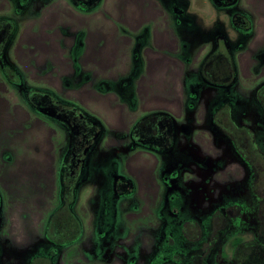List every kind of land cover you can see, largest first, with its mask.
I'll return each instance as SVG.
<instances>
[{
  "label": "rangeland",
  "instance_id": "obj_1",
  "mask_svg": "<svg viewBox=\"0 0 264 264\" xmlns=\"http://www.w3.org/2000/svg\"><path fill=\"white\" fill-rule=\"evenodd\" d=\"M5 28L11 34L0 50V214L31 213L34 225H0V264H27L51 247L43 224L60 198L70 141L65 112L72 108L96 120L100 134L74 203L81 235L56 248L53 264H149L169 251L175 255L168 264H187L185 256L193 264H264L263 245L252 255L247 243L257 239V225H216L220 208L236 201L250 209L253 202L246 164L209 118L219 100H231L235 120L253 128L264 151V115L255 99L264 84V0H99L89 9L73 0H0V33ZM212 52L230 53L234 83L202 84L190 108L189 91ZM154 112L174 117L177 148L159 153L133 144V127ZM152 129L145 126L140 141L151 142ZM173 166L182 217L206 223L191 239L179 233L181 218L167 212L163 176ZM109 169L122 188L129 181L132 193L107 216L114 225H95ZM170 228L174 246L164 244ZM238 236L245 242L233 248Z\"/></svg>",
  "mask_w": 264,
  "mask_h": 264
},
{
  "label": "trees",
  "instance_id": "obj_2",
  "mask_svg": "<svg viewBox=\"0 0 264 264\" xmlns=\"http://www.w3.org/2000/svg\"><path fill=\"white\" fill-rule=\"evenodd\" d=\"M73 1L82 9L92 8L99 2V0ZM6 24H8V22ZM10 32L11 31H9L8 28H5L4 33L1 30L0 45L2 44V46L0 50L6 45L11 34ZM5 33L7 34L3 35ZM218 38H222L225 42V38H223L222 35H217L216 39ZM225 46L227 48L226 42ZM0 54H2V51H0ZM198 71L201 81L196 82L193 89L189 91L188 106L190 108L194 106L193 104L195 103L197 95L196 90L200 88L202 84L207 83L211 86L227 88L232 86L235 80V67L230 53H210ZM255 99L259 106L264 109V84H261L255 90ZM231 110L232 105L230 100H224L212 108V112L209 117L210 121L216 129L222 132L229 139L235 152H237L246 162L250 161V164L254 165L256 169L255 174H258L261 167L264 166V155L261 150L257 148L254 143V139L250 136V132L233 120ZM65 113L69 114H67V120L70 126L75 125L72 119L75 116H78L85 121L88 126V130L92 133L91 135L94 136V138L99 136L100 125L96 120L84 116L76 108H72L69 112ZM147 125H152V127L155 128L152 129V140L149 143L142 140L140 141L138 137L141 130ZM175 128L176 121L173 116L164 112H154L138 121L133 127L130 135L132 142L135 145H142L157 152H168L173 149L175 144ZM79 137H75V141L71 146L70 153L63 167L61 191L62 202L60 206L50 215L48 223L45 226V238L55 246L67 245L72 241H75L81 234V225H78L77 219L70 210V205L74 195V186L77 182L78 168L80 169L82 167L85 159L84 149H80L78 147V141H76ZM93 141L94 140L92 139L91 143ZM91 146L92 145H90V147ZM90 147L87 150L85 149L86 152H88ZM257 165L259 167H257ZM256 183L261 186L263 185L261 176L256 178ZM238 242L239 239L235 240V244ZM32 264H50V262L48 259H40L36 257L33 258Z\"/></svg>",
  "mask_w": 264,
  "mask_h": 264
},
{
  "label": "flooded vegetation",
  "instance_id": "obj_3",
  "mask_svg": "<svg viewBox=\"0 0 264 264\" xmlns=\"http://www.w3.org/2000/svg\"><path fill=\"white\" fill-rule=\"evenodd\" d=\"M235 1L236 0H214V2L216 4L225 5V6L233 5L235 3ZM225 42H224V44H225ZM223 101H224V98L219 100L218 103H216L215 105H218L219 103H221ZM230 102L232 105L231 115H232L233 120L238 125L242 126L243 128H246L250 132V136L252 137V139H254V143L256 144L257 148H259L261 150L262 154L264 155V151L258 146V143L256 141L257 136H256V133L253 130V128L247 124L240 123V122H237L235 120L234 110L237 111L236 105L231 100H230ZM262 113L264 115V109H262ZM84 116H86V115H84ZM86 117H89V116H86ZM72 121L75 123L74 126H70L68 120L66 122V126L69 130V133H70V141H69V149H68V153H67V156L65 158V161H66V159L70 153L71 146L75 141V137L77 138L80 136L76 141H78V144H79L78 147L80 149H84L85 159L83 161L82 167L80 169L78 168L77 182L74 186V195H73V199H72V202L70 205V210L73 213V215L75 216V218L77 219L78 225H82V222H80L79 217L77 216V214L74 211V203L76 200V194L78 191V186L84 179H86L88 160H89V157L91 156V153L94 151L95 143H96L99 136L97 138H94V136L91 135L92 133L88 130V126L86 125L85 121L82 120V118L75 116L72 119ZM211 124H212V122H211ZM212 127L216 130V132L219 135L223 136L229 142L231 149H232L233 153L235 154V156H237L244 164H246L248 171H249V178H248V183H247V188H246V196L248 197V199L251 198L252 202H253V205H252V207H250V209H246L242 204L237 203L236 201L231 202L230 203L231 205L229 204L228 207L220 208L218 211V214L215 216V217H217V216L219 217L216 221V225H229V224L231 225V223L235 222L237 219H239V220L247 219L248 224L257 225V239L254 241H251V242H247L249 245L253 246V248H252V255H253L256 251L254 249V247L256 245L261 244V245H263V248H264V166L261 167V170H260V172H258V174H255L256 169H255L254 165H251L250 161L246 162L244 159H242L240 157V155L237 152H235V150H234L233 146L231 145L229 139L222 132H220L218 129H216L213 126V124H212ZM73 135H75V136H73ZM92 139L94 141L91 143ZM90 145H92V146L90 147ZM89 147H90V149L88 150V152H86V150ZM159 153H163V152H159ZM64 164H65V162H64ZM64 164H63V167H64ZM257 167H259V166L257 165ZM177 170H179V169L173 166L172 168L167 170V172L169 174H164V176H163L165 178L166 189H168L167 192L165 190V192H166L165 193V200L168 203V209H167L168 211L167 212H170L171 215L177 217L178 219L181 218V220L178 223L179 225H181V227L179 229V233H180V235L183 234L184 236L191 239V235L195 234L198 230L197 226L198 225H205L206 223H202V222L200 223L197 221L196 218L190 217V216L187 217V215L185 217H182L180 211L182 208L181 200L183 198V193L180 191V189L178 187H174V185H173L175 178L177 177V175H179ZM62 171H63V168H62ZM108 172H109L108 174L112 173L111 175H109V178H108L109 184L106 185L107 187L105 186V191L103 190V192L99 193L97 196V199H99V202H98V208H95L96 209L95 215L100 218V221H98V222L96 221L95 225H114L112 219L109 220L111 214L114 211V208H115V211L117 212V209L119 207V204L121 203V200L124 199L125 197L129 196L132 193V186L129 183V181H126L127 182V183H125L126 189H124L118 184L119 177L116 176L117 172H115L114 170H110V169L108 170ZM260 176H261V179L263 180L262 186L260 184L256 183V178H258ZM258 182H259V179H258ZM61 191H62V175H61L60 198H59L58 204L55 206V208L53 210H51V213L48 216V219L45 223V226L48 223L50 215L54 212L55 209H57L60 206V204L62 202ZM242 195H244V193L240 194L239 198H241ZM116 212H115V214H116ZM109 214H110V216L107 219V216ZM250 214L254 215V216L252 215L253 218H251ZM213 219L216 220V218H213ZM208 223H210V222H208ZM211 223H212V220H211ZM115 225H117L116 222H115ZM168 225H173V223L170 222ZM166 235L168 236V238L166 239L164 244L166 246H168L169 242H170L171 245H173V243H172L173 239L172 238H174V237H173V233H172L171 228H170V231H168V233ZM219 235H221V232ZM43 237L51 245V247L48 249V251L46 253H38V254H33L32 256H30V258L26 262L27 264H32L33 258H36V257H38L40 259L41 258L48 259L50 264H53L54 257L56 254V248L61 247V246H55L52 243H50L45 238V234L43 235ZM238 239H239V242L237 244H235V240H238ZM243 241L245 242V240H243V238L241 236L235 237L232 241V244L234 246L233 248H235L238 245L243 244L244 243ZM174 255L175 254H173V251L165 252V254L156 255V257H153L149 261V264H168L174 260ZM1 256H2V254H1V249H0V259H1ZM185 258H186L185 260H186L187 264H193L192 260L189 259L190 258L189 256L188 257L185 256ZM185 260H184V262H185ZM239 264H244V263L240 262ZM245 264H247V263H245Z\"/></svg>",
  "mask_w": 264,
  "mask_h": 264
},
{
  "label": "crops",
  "instance_id": "obj_4",
  "mask_svg": "<svg viewBox=\"0 0 264 264\" xmlns=\"http://www.w3.org/2000/svg\"><path fill=\"white\" fill-rule=\"evenodd\" d=\"M195 128H198V127H195ZM184 129L186 130V128H184ZM198 129H200V127ZM183 130H182V133L185 132V130H184V132H183ZM177 133L178 132H177V127H176L175 128V144H174L173 148H177L181 142L179 139V136H177ZM95 149H97V148H94V151L91 153V155H93V153L95 152ZM87 174L88 173H86V178H87ZM15 211L16 210H14V209L7 208L6 211H4V213L0 214V225H34L30 221V218H31L30 214L31 213L19 212V215H16ZM45 223H46V221L44 222L43 225H45ZM19 237H20V235L18 236V238Z\"/></svg>",
  "mask_w": 264,
  "mask_h": 264
}]
</instances>
